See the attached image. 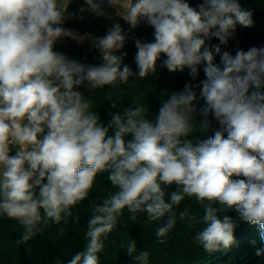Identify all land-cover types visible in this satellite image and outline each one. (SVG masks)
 Masks as SVG:
<instances>
[{"label": "clouds", "instance_id": "1", "mask_svg": "<svg viewBox=\"0 0 264 264\" xmlns=\"http://www.w3.org/2000/svg\"><path fill=\"white\" fill-rule=\"evenodd\" d=\"M105 2L131 28L142 21L154 28V42L135 40L137 73L123 64L127 53L115 54L127 40L121 24L91 38L101 63L88 65L54 50L61 38L82 39L63 27L70 0H0V215L24 227L18 243L30 240L50 220L58 224L72 216L101 173L118 191L91 206L86 246L67 264H100L101 237L114 230L125 209L132 220L138 212H146L149 221L167 216L156 230L157 243H163L176 223L173 209L185 197L204 205L205 227L195 240L206 252L236 243V225L227 215L221 218L222 209L214 204L235 208L243 220L258 225L264 242V93L259 91L264 87V47L238 50L235 56L225 51L221 68L206 46L213 37L227 44L237 25L252 26V12L238 0H202L196 8L186 0ZM85 4L81 13L106 15L100 0ZM212 47L221 53L219 45ZM161 54L166 57L162 66L172 72L188 68L193 77L206 62L199 127L207 129L206 117L212 113L227 138L221 131L196 143L188 138L197 114L190 84L162 99L155 123L137 106L109 113L106 126L92 111V101L77 90L147 78L156 72ZM253 86L257 91L248 95ZM162 185L177 188L167 201ZM179 215L185 219L188 210ZM126 249L138 264H148L147 251L133 256L135 240ZM256 254L264 255V249Z\"/></svg>", "mask_w": 264, "mask_h": 264}, {"label": "trees", "instance_id": "2", "mask_svg": "<svg viewBox=\"0 0 264 264\" xmlns=\"http://www.w3.org/2000/svg\"><path fill=\"white\" fill-rule=\"evenodd\" d=\"M238 3L242 9L251 11L256 16L264 19V0H238ZM81 7L87 8L85 0H70L68 11L72 14V18L78 19V17L83 14L80 12ZM71 17L65 20L63 27L70 26L73 29L76 28L74 23L69 21ZM214 45L220 46V54L215 53L212 47ZM206 46L213 51V62L222 68L221 55L223 52L227 51L235 56L238 50L248 51L252 47H264V38L259 37L257 39L248 37L238 39L232 34L227 44H221L217 38L213 37L206 40ZM54 50L58 52L61 51L63 54H67L74 58L76 61H81L82 49L76 44H72L68 47L55 44ZM89 61L94 63V65H99L101 63V60L96 56L94 59H89ZM205 66L206 62H202L198 66V72L195 77L189 74L179 87L170 89L173 92H181L184 90L186 84H190L193 91L196 93L197 100L194 104L197 109V114L194 118L195 128L193 133L188 137L193 143L214 136L216 131L223 132L224 137L227 138V132L224 131L223 127L212 113H209L206 117L208 120L207 129H201L199 127V121L204 119L200 109L205 107V100L201 97L200 92L201 82L206 79L204 72ZM160 81L163 83L159 84ZM172 81L173 79L170 76L164 79L152 78L151 83L146 85L145 88H143L144 91L142 94L139 95V105L146 108L153 106L157 103L158 93L162 90V86L168 88V85ZM249 89H251L252 92L257 91L254 86ZM259 91L264 93V87L259 89ZM131 94L132 92L127 85L117 84L115 87L106 86L98 93L95 102L93 101L92 111L96 112L100 116L101 122L106 125L111 119L109 113L122 112L125 108L131 107L133 103ZM113 103L117 105L116 108L112 107ZM146 117L147 116H145V118ZM98 178L105 179L107 181V186L112 192L118 191L117 188L112 186L107 173L98 174ZM232 178L246 179L243 176H233ZM44 182L46 183V180ZM162 187H164L166 192V201L169 199L171 192L177 190L175 185H162ZM93 188L89 192L88 197L72 209V216L62 219L58 224L50 220L47 229L40 230L27 242L18 243L24 233V227L16 220L0 215V264H67L74 255V252H80L84 250L86 246L87 241L85 234L88 229V221L92 216L91 206L94 204H101L106 198L105 193L107 192H104L103 185ZM194 200L197 204V208L190 207L183 200L179 206H175L173 209L176 212L177 219H180V212L185 209L188 210V217L183 220H188L189 223L194 224V226L191 227V233L181 232L177 227H173L167 235L162 238L164 241L163 243H157L156 230L158 228H148L143 225L140 217H136L135 220H132L131 215L124 212V214L118 218L114 230L106 237H101L104 248L98 254L100 260L105 263L108 261V257H114L117 259V263L138 264V262L127 253L126 246L130 241L135 240L136 242V253L133 254V256H135L141 251L149 252L152 248L167 247L170 245L175 246L174 241L178 240L181 243L186 242V246L183 249L169 254L168 256L161 254L153 258H148V264H262L264 255L256 254L258 249H264V242H261L259 237V226L252 225L243 220L240 213L235 208L227 209L219 204L213 205L218 209H222L218 212L221 218L227 215L236 225L234 230L236 243L228 249L211 254L206 252L202 246L198 245L195 236L205 227L202 220L205 208L195 197ZM205 203H207V201ZM138 213L147 215L146 212ZM253 240L256 241L255 244L252 243ZM61 242H65L67 246H70L68 248L69 251L62 248ZM121 245L125 247L122 248ZM66 254H70L71 258L65 261L64 255Z\"/></svg>", "mask_w": 264, "mask_h": 264}, {"label": "rangeland", "instance_id": "3", "mask_svg": "<svg viewBox=\"0 0 264 264\" xmlns=\"http://www.w3.org/2000/svg\"><path fill=\"white\" fill-rule=\"evenodd\" d=\"M101 6L104 8L106 15L102 17H98L93 13H90L88 11L83 12L78 19L72 18L69 19V21L73 22L76 26L75 29L71 28L70 26L65 27L69 30L73 31L78 37H82V39H75L71 40L70 37L66 38L64 37L63 40L60 39L55 44L63 45L64 47H68L72 44H76L80 46L81 51V63L88 64V65H94V63L90 62L89 59L98 57L100 59V53L92 43V37H102L106 34L107 30L112 27L114 23L121 24L125 35L127 36V40L125 42L124 47L120 50V52L115 53L116 55H123V53H127L126 56L123 57V64H127L130 66L132 71L134 73L138 72L136 63H135V55L137 53V48L135 46V40L139 39L141 42H154V28L148 25L146 22L142 21L136 28H131L128 23H126L122 18L115 15V10L107 5L105 0H100ZM190 4V6L196 8L200 3H202V0H186ZM252 19L254 21L253 25L250 27H243L240 25H237L235 31L233 32V36L235 38H264V19L256 16L254 13H252ZM60 53L63 54V52L60 51ZM66 55L68 58L75 60L74 58ZM166 59V57L161 54V58L157 61V70L154 74H150L147 78L140 79L138 77H130L129 81L127 83H118L127 85V87L131 90L132 94L131 97L133 99V103L131 104L130 108H135L137 106H140V99L139 95L142 94L144 91L143 88H145L146 85L151 83L152 78H160L164 79L168 76H170L173 81L168 85V88L166 86H162V90L158 93L157 100L153 106L146 108L145 116L149 121L156 122V118L158 116L159 108L161 107L162 99H167V97L173 92L170 89L179 87L181 83L188 77L190 74V69L185 68L182 72L181 71H169L166 67L163 65V60ZM101 60V59H100ZM163 83L160 81L159 84ZM106 87V86H105ZM104 87V88H105ZM103 88L95 89V90H89L86 87H80L77 90L81 91L85 94L87 98H89L92 103L95 102L96 97L98 93L102 91ZM143 89V90H142ZM252 90L249 89L248 95H251ZM107 125V124H106ZM105 125V126H106ZM111 134V130H110ZM14 154V153H13ZM103 185L104 192L106 194V198L108 194L114 193L110 190V188L107 186V181L105 179L98 178V175L96 177L95 183L93 187H100ZM94 189V188H93ZM38 190V189H37ZM184 201L193 208H197V204L194 200V197H185ZM43 211V210H41ZM125 213H129L127 209L124 210ZM136 217H140L142 219V223L144 226L148 228H159L162 226L166 220L167 217H164L157 221H149L147 215H142L141 213H137ZM193 223H189L188 220H181L176 218V223L174 227H177L181 232H188L191 233V227H193ZM49 225H41L40 229L45 230L47 229ZM175 246L170 245L167 247H161V248H152L150 249L149 258H153L158 255H169L173 254L175 252H178L179 250L183 249L186 246V242L181 243L178 240L174 241ZM62 248L69 251V247L65 244V242H61ZM76 254L75 252L73 253ZM65 261L71 258L70 254L64 255ZM100 260V258H99ZM100 264H121L117 263V259L114 257H108L107 262H102L100 260ZM264 264V260L262 262Z\"/></svg>", "mask_w": 264, "mask_h": 264}, {"label": "crops", "instance_id": "4", "mask_svg": "<svg viewBox=\"0 0 264 264\" xmlns=\"http://www.w3.org/2000/svg\"><path fill=\"white\" fill-rule=\"evenodd\" d=\"M68 13H70V12L68 11V12L66 13V15H67L68 17H71V15H68ZM67 29H68V28H67ZM72 32H73V31H72ZM73 33H74V32H73ZM74 34H75V33H74ZM75 35H76V34H75ZM66 38H68V37H66ZM63 39H64V38H61V40H63ZM70 39H71V40H75V39H73V38H71V37H70ZM58 41H60V39H59ZM58 41H57V42H58ZM57 42H56V43H57ZM14 151H15V149H13V153H14ZM13 153H12V154H13Z\"/></svg>", "mask_w": 264, "mask_h": 264}]
</instances>
